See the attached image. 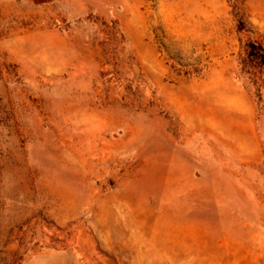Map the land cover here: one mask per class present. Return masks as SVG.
Here are the masks:
<instances>
[{
  "label": "rangeland",
  "instance_id": "rangeland-1",
  "mask_svg": "<svg viewBox=\"0 0 264 264\" xmlns=\"http://www.w3.org/2000/svg\"><path fill=\"white\" fill-rule=\"evenodd\" d=\"M238 216L264 264V0H0V264H250Z\"/></svg>",
  "mask_w": 264,
  "mask_h": 264
},
{
  "label": "bare ground",
  "instance_id": "bare-ground-1",
  "mask_svg": "<svg viewBox=\"0 0 264 264\" xmlns=\"http://www.w3.org/2000/svg\"><path fill=\"white\" fill-rule=\"evenodd\" d=\"M210 115H213V113L211 112ZM236 152H235V154H236ZM240 154H241L240 152H237V158H235L234 161L239 160ZM234 157H236V156L234 155ZM229 187H230L231 193L236 196V198L239 200V202L241 204H243V207L246 208L247 211H249L250 213L252 212L254 214L255 210H256V206H255L256 203H255V201L251 200L249 197L248 198L245 197L246 192L243 190V188L241 186H239L238 189H236L231 185ZM228 209H230V208L228 207ZM248 215H249V213H248ZM238 219H239L238 220V222H239L238 226L241 229H239V231H237L235 233L229 232L225 238L223 237L224 238L223 241L225 242V244L227 246V251L235 252V251H238L240 249H244L245 252H244L243 258L245 260L250 261L249 262L250 264H254L258 260V256H259L258 251L260 250V243H258L256 241V233L248 230L245 221L242 218H240V216H238ZM242 228H243V230H242ZM140 239H141V237L139 236V234H136V235L131 234L129 236L130 242L138 243V241ZM142 241H143V239H142ZM140 258H141V255H140Z\"/></svg>",
  "mask_w": 264,
  "mask_h": 264
},
{
  "label": "crops",
  "instance_id": "crops-1",
  "mask_svg": "<svg viewBox=\"0 0 264 264\" xmlns=\"http://www.w3.org/2000/svg\"><path fill=\"white\" fill-rule=\"evenodd\" d=\"M45 1V0H39ZM22 264H64L59 254H46L27 258Z\"/></svg>",
  "mask_w": 264,
  "mask_h": 264
}]
</instances>
